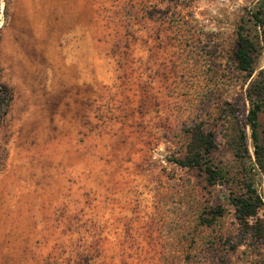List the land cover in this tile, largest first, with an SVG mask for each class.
<instances>
[{"label": "rangeland", "instance_id": "rangeland-1", "mask_svg": "<svg viewBox=\"0 0 264 264\" xmlns=\"http://www.w3.org/2000/svg\"><path fill=\"white\" fill-rule=\"evenodd\" d=\"M252 83L264 0H0V264H264ZM199 130L216 179L176 162Z\"/></svg>", "mask_w": 264, "mask_h": 264}, {"label": "trees", "instance_id": "trees-1", "mask_svg": "<svg viewBox=\"0 0 264 264\" xmlns=\"http://www.w3.org/2000/svg\"><path fill=\"white\" fill-rule=\"evenodd\" d=\"M256 19H259V17L256 16ZM257 26L260 28L263 26L262 20H260L258 24L256 23V27ZM254 37L245 33L243 30H239L237 48L235 51V61L237 63V67L241 71L247 72L250 75L253 72V63L257 49V43L254 40ZM254 87L255 83H252L249 89L250 91L248 92L250 109L247 116V122L252 131L256 163L259 169L264 172V139L261 141V131L259 132V127L261 125L259 122V116L262 112H264V94H261L260 92L253 93L252 89ZM9 101L10 93L8 89L5 86L0 85V115L6 112L9 106ZM192 137L193 139L188 145V154L185 155L183 159H177L176 162L184 167L204 170L216 179L218 174L216 175L214 170L211 168V165L204 161V157L212 153V146H214L212 135L199 130L197 132H193ZM238 145L239 150L240 148H243L244 150L247 149L244 134L241 135ZM235 155L238 158H241L239 152H236ZM219 175L221 178L225 177L222 174ZM246 188L247 191L235 194L230 198L232 204L235 206L237 216L241 220L255 217L259 208L263 204L256 192V189L251 184L246 186Z\"/></svg>", "mask_w": 264, "mask_h": 264}]
</instances>
